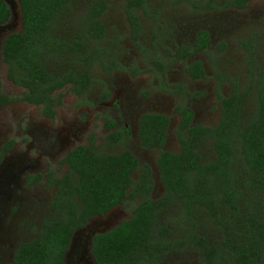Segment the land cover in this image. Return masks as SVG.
Instances as JSON below:
<instances>
[{
  "label": "trees",
  "instance_id": "trees-1",
  "mask_svg": "<svg viewBox=\"0 0 264 264\" xmlns=\"http://www.w3.org/2000/svg\"><path fill=\"white\" fill-rule=\"evenodd\" d=\"M18 1L22 29L4 40L2 56L8 79L25 92L14 98L0 91V104L27 102L43 107V115L53 119L62 103L59 92L69 87L83 96L90 89L96 61L107 73L119 67L117 57L102 46L106 36L102 20L108 6L104 0L91 2L78 27L68 31L61 27V19L72 0ZM151 1L125 0L130 37L136 45L144 46L142 15L157 13L156 9L150 12ZM251 1L224 0L222 8L243 10ZM220 3L207 0L201 9H218ZM10 17L9 7L0 1V25ZM158 42V34L153 35V49L144 46V51L150 52L152 65L164 72L171 63L160 61ZM260 42L264 48V31ZM209 44L210 34L202 30L194 44L171 52L172 58L187 61L207 52ZM242 45L254 48L249 41ZM187 71L194 77L204 73L201 62L187 65ZM249 73V80L231 81L230 96H221L220 119L214 126L194 125L190 108H176L181 116L176 131L179 152L163 149L168 117L148 113L141 118V147L159 152L156 163L164 192L157 199L152 198V168L129 150L104 153L91 144L70 151L64 159L66 173L46 176L48 187H55L52 212L34 239L19 242L14 263L65 264L77 231L125 201L141 200L129 219L93 238L95 264H164L168 255L188 248L198 252L202 264H264V64ZM218 78L222 83L231 79L223 74ZM114 126L109 120L107 127ZM125 138L129 132L124 128L113 131L108 140L113 145ZM13 145L9 141L1 148L0 162ZM42 179L40 174L29 176L28 183Z\"/></svg>",
  "mask_w": 264,
  "mask_h": 264
},
{
  "label": "rangeland",
  "instance_id": "rangeland-1",
  "mask_svg": "<svg viewBox=\"0 0 264 264\" xmlns=\"http://www.w3.org/2000/svg\"><path fill=\"white\" fill-rule=\"evenodd\" d=\"M11 10L10 20L0 25V91L2 94L21 98L25 89L14 85L7 77L8 66L3 61L4 40L22 29L21 11L18 0H2ZM95 0H72L61 21L66 30L78 27L77 21ZM108 6L103 15L106 29L102 46L117 57L119 67L111 73L105 71L98 60L91 69L93 83L83 96H76L69 87L62 94V103L56 108V116L51 119L42 113L41 106L27 102L0 104V152L9 141L13 147L0 162V263L14 264L17 243L36 237L42 220L52 212L54 189L47 187L45 176L53 172L57 177L67 171L64 159L68 152L80 145L94 146L104 153L131 151L141 164H148L153 171L155 185L152 198L163 194L157 157L159 152L146 151L138 137V121L134 110L126 107L121 97L123 90L137 94V101H150L151 108L145 112L165 114L170 117L171 127L165 150L178 152L180 144L176 137L179 118L174 114L178 105H193L198 113L196 124L213 125L218 122V106L215 87L221 73L233 80H249L264 64V48L260 35L264 30V1L249 4L244 11L201 9L207 0H152V17L142 15L144 34L142 41L147 49H152L151 38L158 34V47L162 58L179 45L192 41L198 30L208 29L213 41L207 53L192 58L202 60L208 77L193 82L189 79L183 63L169 67L164 73L152 65L150 52L144 51L142 44L136 45L130 37V27L125 15V0H104ZM200 1V2H199ZM224 1V0H222ZM199 3L200 6L196 7ZM75 26V27H73ZM242 41H249L254 48L246 49ZM222 45L226 47L223 48ZM162 50V51H161ZM233 82L222 87L229 95ZM204 96L194 102L192 93ZM109 120H115L121 129L128 125L130 138L124 144L111 145L107 136L113 129L107 127ZM114 129V130H116ZM40 174L42 181L30 185L29 176ZM137 175H134V179ZM141 200L125 201V205L115 208L103 219H95L87 226L88 232H105L128 219L134 206ZM207 219V218H206ZM203 219L202 220H206ZM208 220V219H207ZM86 226V227H87ZM75 261L76 263H73ZM73 264H86L73 258ZM164 264H202L196 250L172 253L164 259Z\"/></svg>",
  "mask_w": 264,
  "mask_h": 264
},
{
  "label": "flooded vegetation",
  "instance_id": "flooded-vegetation-1",
  "mask_svg": "<svg viewBox=\"0 0 264 264\" xmlns=\"http://www.w3.org/2000/svg\"><path fill=\"white\" fill-rule=\"evenodd\" d=\"M0 1H2V0H0ZM256 1H264V0H253V1H251V2H249L248 4H247V7L246 8H244L243 10H239V9H235V8H232V7H230V8H227V9H225V10H233V11H244V10H246L247 8H248V6H249V4L250 3H252V2H256ZM4 2V1H3ZM19 2V1H18ZM6 3V2H5ZM223 3H224V1H222L221 0V3L219 4V8L217 9V8H215V9H211V8H209V9H205V10H207V11H209V12H211V11H213V12H215V11H219V10H224L223 8H222V6H223ZM7 4V3H6ZM8 6V5H7ZM9 7V6H8ZM10 9V8H9ZM10 12H11V10H10ZM11 18V17H10ZM10 20V19H9ZM22 23V22H21ZM6 24V23H5ZM4 25V24H3ZM202 30H204V31H207L209 34H210V44H209V46H208V49L210 48V45H211V43H212V41H213V34H211V32L208 30V29H201V30H198L197 31V33L195 34V36H194V38H192V41H190V43L189 44H194V42H195V39H196V37H197V34L200 32V31H202ZM264 31V30H263ZM262 31V32H263ZM157 44V46L158 47H161L162 48V44L161 43H156ZM186 44H188V43H186ZM182 45H185V44H179L172 52H176V50H177V48L179 47V46H182ZM152 49H153V45H152ZM151 49V50H152ZM159 49V48H158ZM162 51V50H161ZM207 52H208V50H207ZM207 52H204V53H207ZM204 53H201V54H199V55H196V56H191L187 61H182V60H180V61H175L174 60V58H172V54L170 53L169 54V56L168 57H166V58H164V57H162V58H159L160 59V61H165V60H167L169 63H171V65L169 66V67H172V66H174V65H176V64H179V63H183L184 64V67H185V71H186V73H187V75H188V77H189V79L191 80V81H193V82H197L198 83V81H201V80H204V79H206L207 77H208V74H207V70H206V66H205V64L203 63V61L202 60H194V61H192V62H188V61H190L192 58H194V57H197V56H200V55H202V54H204ZM194 62H201L202 63V66H203V71H204V73H203V76L202 77H194L193 75H191V74H189L188 73V71H187V65H191L192 63H194ZM169 67H166L165 68V71L169 68ZM115 69V68H114ZM164 71V72H165ZM159 72V71H158ZM164 72H160V73H164ZM219 74H221V73H216V74H214V77L216 78L217 77V85H216V87H215V92H216V96H217V102H218V106L215 108V109H218V112H219V114H218V122H219V119H220V110H221V105H222V103H221V96H225V97H227V96H230L231 95V92H230V94L229 95H225L223 92H222V87L225 85V84H227V83H229V82H231V80L230 79H228V80H226L224 83H222L221 81H219V78H218V75ZM230 80V81H229ZM204 95L203 94H201L200 92H195V93H192L191 95H190V97H192V98H194V102H196V101H199L200 99H202V97H203ZM121 97H122V99L124 100V102H125V106L126 107H131V108H133V110L135 111L134 112V116H135V118H139V121H138V129H137V132H138V137H139V127H140V121H141V118L144 116V115H146V114H148V113H152V114H160V113H155V112H145V108L146 109H149V108H151V105H150V101H147V102H139V101H137V94L134 92L133 93V91H129V89H126V90H123L122 92H121ZM179 106V105H178ZM177 106V107H178ZM177 107H175V109H174V114L179 118V120H178V126H179V124H180V121H181V116L179 115V114H177L176 113V108ZM184 107H186V108H190L192 111H193V113H194V117H193V124L194 125H196V121H197V118H198V113H197V111H196V108H195V106L193 105V103L191 104V106L188 104V105H184ZM160 115H164V116H166V117H168L169 118V124H168V128H167V131H166V136H165V144H164V147H163V149L165 148V146L167 145V139H168V133H169V129H170V127H171V121H172V119L170 120V117L169 116H167V115H165V114H160ZM113 121V120H112ZM114 122H115V126L113 127V128H111V130L113 129V131H115L114 129H116V127H118L119 125L117 124V122L114 120ZM218 122H216V123H218ZM215 123V124H216ZM215 124H213V125H204V124H198V125H203V126H208V127H211V126H214ZM127 129L128 130V132H129V138H130V134H131V130H132V128L130 129V127H128V125H126V126H124L123 128H121V129ZM178 128V127H177ZM121 129H116V130H121ZM177 131V130H176ZM112 133V132H111ZM110 133V134H111ZM109 134V135H110ZM109 135L107 136V139H108V137H109ZM176 137H177V135H176ZM129 138L127 139V138H125L124 139V142H122V143H118V144H113V145H121V144H124L127 140H129ZM177 140H178V138H177ZM179 142V141H178ZM141 144V143H140ZM81 146V145H80ZM78 147V146H77ZM75 149V148H74ZM145 150V149H144ZM154 150H156V151H158L157 149H153V150H146V151H154ZM165 150V149H164ZM72 151V150H71ZM125 151V150H124ZM167 151V150H166ZM131 152V151H130ZM179 152V151H178ZM69 153V152H68ZM67 153V154H68ZM174 153H176V152H174ZM6 155V154H5ZM134 155V154H133ZM135 156V155H134ZM4 157V156H3ZM3 157H2V159H3ZM136 157V156H135ZM137 158V157H136ZM138 159V158H137ZM140 162V161H139ZM150 166V165H149ZM151 167V166H150ZM38 175V174H37ZM47 176V175H46ZM46 176H45V180H46V182H47V179H46ZM56 176V175H55ZM61 177V176H60ZM152 177H153V171H152ZM159 177H160V174H159ZM28 182V181H27ZM39 184V183H38ZM30 185H37V184H35V183H33V184H30ZM47 187H48V184H47ZM49 188V187H48ZM50 189H54L53 190V194H52V200H53V198H54V194H55V187L54 188H50ZM154 189H155V185H154V188H153V191H152V196H153V194H154ZM164 192V191H163ZM51 204H52V201H51ZM114 210V209H113ZM112 210V211H113ZM112 211H110L109 213H108V215L109 214H111L112 213ZM51 214V213H50ZM49 214V215H50ZM48 215V216H49ZM107 216V215H106ZM106 216H104V217H106ZM47 217V216H46ZM45 217V218H46ZM104 217H96V218H94L93 220H91L92 222L95 220V219H103ZM130 218V217H129ZM128 218V219H129ZM125 220H127V219H125ZM43 221V220H42ZM90 221V222H91ZM89 222V223H90ZM123 222V221H122ZM122 222H120V223H122ZM42 223V222H41ZM88 223V224H89ZM119 223V224H120ZM87 224V225H88ZM119 224H117L116 226H118ZM116 226H114L113 228H115ZM88 227L89 226H87V227H85V228H83V229H81V230H79V231H77L76 232V234H74V236H73V238H72V242H71V246H70V249H69V251L67 252V254H66V260H65V264H73V263H76L75 261H73V263H71L72 262V260H73V258L74 259H76V260H81V261H83L84 263H86V264H95V261H94V259H93V256H92V242H93V238L97 235V234H102V233H105V232H88ZM112 228V229H113ZM112 229H110V230H112ZM109 230V231H110ZM0 238H1V236H0ZM19 243H17V245H18ZM17 248V247H16ZM16 250V249H15ZM14 253H15V251H14ZM14 259V258H13ZM0 264H2V263H0ZM15 264V263H14Z\"/></svg>",
  "mask_w": 264,
  "mask_h": 264
},
{
  "label": "water",
  "instance_id": "water-1",
  "mask_svg": "<svg viewBox=\"0 0 264 264\" xmlns=\"http://www.w3.org/2000/svg\"><path fill=\"white\" fill-rule=\"evenodd\" d=\"M107 231H109V230H107ZM107 231H105V232H107ZM76 234V233H75Z\"/></svg>",
  "mask_w": 264,
  "mask_h": 264
}]
</instances>
